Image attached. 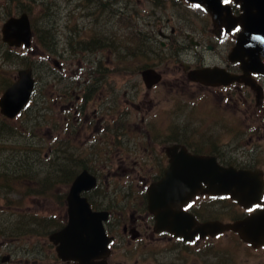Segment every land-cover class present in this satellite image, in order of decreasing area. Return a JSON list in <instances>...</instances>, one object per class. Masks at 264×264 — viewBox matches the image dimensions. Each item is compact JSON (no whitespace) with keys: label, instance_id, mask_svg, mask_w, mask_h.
<instances>
[{"label":"flooded vegetation","instance_id":"af4514ba","mask_svg":"<svg viewBox=\"0 0 264 264\" xmlns=\"http://www.w3.org/2000/svg\"><path fill=\"white\" fill-rule=\"evenodd\" d=\"M61 1L54 2L53 22L55 21L58 32L66 29L69 33L71 47L77 50L75 58L79 59L78 68L69 70L72 92L59 91L57 99L59 104H68V100L74 96L76 104L69 103L70 115L62 117V113L58 114L60 131L64 133L61 140L71 143V156L83 159L82 161L88 164L87 169L97 180L100 178V172H93L88 162L104 161L107 162L104 165L107 167L115 162V155L133 157L135 167L144 174L141 177V188L135 192L134 188L130 187L131 193H127L131 201L115 202L108 191L98 190V185L85 194L93 211L107 215L103 224L110 239L107 246L109 251L105 259H98L96 262L131 264L129 260L138 254V257L143 258L153 256L150 264H201L198 259L188 257L192 256V253L187 251L195 248L194 254L206 264H234L237 259V246L242 245L250 254L264 250V244L253 245L234 230L213 233L209 229H200V226L214 223L227 225L243 222L259 214L264 210V191L260 202L248 203L247 206L231 195L211 194L205 192L206 189L186 202L183 200L179 211L184 214L183 219L186 216L191 219L185 229L187 237L176 235L170 230L158 231V224L162 219L150 209L148 198L150 186L161 182L171 167L170 149H174L177 154L184 152L215 160L223 167L261 169V181L264 185V169L256 165L257 160H241L236 151L242 144L239 141L243 132L257 130L254 123L244 124L242 120L261 121L264 130V76L253 73L250 77L261 89L260 94L241 81L212 86L194 82L189 77L191 71L216 67L229 74L243 75L241 64L229 59L241 29H227L224 23L217 25L204 8L188 0H181L183 9L172 13L176 19L175 26H171V18L164 21L158 12H150L148 16L141 13L131 14L130 18L135 20L134 26H131L133 31L127 32L130 36L125 41L123 36V42L117 46L118 58L115 64L118 76L117 81H114L116 85H111L108 59L103 57L104 52L101 59H98V52L106 47L103 41L108 42L107 14L100 12L95 15L94 7L88 0H71L69 3L75 4L73 11L65 14L61 19L63 21L58 22L62 14L58 5ZM155 1L166 8V0ZM228 2L232 12L240 16V6L232 0ZM100 3L105 5L101 1ZM101 4L97 5L98 11L102 7ZM105 7L108 8V3ZM119 16L120 21L127 25L125 16ZM125 28L127 31L128 28ZM180 32H183V36L181 40L176 41L174 37L181 35ZM94 33H97V42H102V47L96 49L97 53H93V46H90ZM83 34L84 38H78ZM137 38L138 43L135 41ZM74 41L76 43H73ZM59 43L57 40V46ZM221 45L227 48L225 59L220 56ZM112 46L110 49H115L113 43ZM215 54L218 59L213 58ZM59 55L62 58L60 52ZM262 60L264 62V58ZM61 62L56 65L60 74L64 73ZM172 69L179 76L171 75ZM145 70L156 71L161 79L157 83L148 84L143 77ZM166 71H169V74ZM194 90L199 94L190 97ZM150 95L152 98L148 100ZM93 97L99 100L98 108L88 114L87 104ZM178 97L186 102L181 103L185 105L182 107L181 118L174 121L173 110L169 109L178 101ZM202 106L206 107L205 111L201 110ZM258 111L263 112L260 118L255 115ZM226 136L233 137L234 141L229 139L228 142L220 143V138ZM232 144L236 145L233 150ZM97 146L103 148H99L102 150L99 154L92 151ZM244 154L248 157L245 151ZM96 157L98 158L95 159ZM102 157L104 159H101ZM248 161L249 163L244 164ZM122 172L126 173V170ZM170 185L168 190L172 193L174 184ZM125 190L126 187L117 189L120 193ZM179 194L175 193V197L170 195L166 201L170 202L177 196L178 201H181L179 196L182 194ZM64 205L66 210L63 208L61 215H54L57 221L54 233L61 232L68 224L67 204ZM118 210L121 212L117 213ZM166 216L169 219L175 217L170 213ZM226 237H229L228 243H231V246L220 245ZM0 240V264H16L18 258L14 257L19 255L27 259L25 262L19 260V264H79L59 257L58 249L63 245L59 239L51 243L49 236L43 240L40 238L32 246L25 248L15 247V240L9 237ZM171 246L172 249H169ZM226 254L229 255L228 258ZM161 259H165L166 263H162Z\"/></svg>","mask_w":264,"mask_h":264},{"label":"water","instance_id":"95a60500","mask_svg":"<svg viewBox=\"0 0 264 264\" xmlns=\"http://www.w3.org/2000/svg\"><path fill=\"white\" fill-rule=\"evenodd\" d=\"M188 1L203 5L217 25L224 23L227 29L239 25L243 29L229 55L231 62L241 64L243 75L229 74L224 69L216 67L191 71L190 79L212 86L241 81L260 94L261 89L250 77L252 73L264 75V64L261 61L264 57V0H234L244 11L240 17H234L230 7L223 5L222 0ZM1 32L3 42L10 47L29 48L32 45L33 30L27 13L7 19L2 25ZM143 77L150 85L161 79L154 70H145ZM35 86L33 69L28 67L20 70L16 81L0 96L1 113L7 118H15L29 103ZM170 155L171 167L167 170L166 177L148 189L150 209L162 219L158 224V231L170 230L176 235L187 237L185 229L191 219L186 215L183 219L184 214L179 211V205L198 192H204L203 189L211 194L231 195L245 206L248 203L260 202L259 199L264 191L260 169L223 167L215 160L184 152L177 154L174 149H170ZM170 183L174 184L172 193L168 190L171 187ZM96 185V177L85 170L70 187L67 195L69 222L61 232L50 235L52 243L57 242L58 239L62 242L63 245L58 252L63 260H73L79 264H105L96 260L105 259L109 251L107 246L110 239L103 224L107 220V215L104 212L93 211L87 197L82 196V193L92 190ZM175 193L182 194L179 196L181 201H178L177 196L167 202L166 199H169L170 195L175 197ZM168 213L174 214L175 217L169 219L166 216ZM201 228L209 229L213 233L234 230L253 245L264 244V210L243 222L227 225L214 223L200 226Z\"/></svg>","mask_w":264,"mask_h":264},{"label":"rangeland","instance_id":"374dc122","mask_svg":"<svg viewBox=\"0 0 264 264\" xmlns=\"http://www.w3.org/2000/svg\"><path fill=\"white\" fill-rule=\"evenodd\" d=\"M36 1L38 2V4L36 5L35 12L40 13L41 14L40 16H43L44 13L49 12V11L47 12V10L45 9L47 6H50V4L54 5V2L57 3L60 0H51L52 2H50V0H36ZM100 1L102 3H108L110 10L113 11L112 19H110L108 15L107 16H108L109 23L111 22V24H114V25H112L111 28L107 27L106 29H107L108 35L109 33H112L115 36V39H114V36L110 35V38L113 41L115 40L113 43L115 49L111 50L109 42H105L106 47L101 52H98L99 53L98 59H101L102 53L104 52L103 57L108 59L110 84L116 85L114 81H117V76H118V71L116 69V64H115L118 58V55H117L118 53H116L118 52L117 46L120 43L119 37L121 39V42H123L124 34L127 32L131 33L133 31V28L131 26H134L135 20L130 18L131 14L141 13L143 16H148L150 12H158V15L162 16V19L164 21L168 18H171L172 19L171 26H175L176 19L172 13H177V11L182 10L183 8H182L181 0H166L165 1L166 8H163L155 0H100ZM69 2H71V0H62L58 4L62 9L61 18H59L58 22L63 21L61 19L65 14L73 11L75 4H70ZM19 3H21L24 6L25 4L28 5L30 1L29 0H13V1L12 0H0V95L3 93V82L8 79L13 80L15 76L17 75V72L20 70V68H22V66H26V65H22L18 59H16L14 63L6 62L5 55H4L5 48L3 46L4 44L2 43V36H1V27L4 21L6 20V18H4L6 14L11 13V16H16L22 13L21 7H19ZM8 5L10 9L7 8ZM93 11L96 12L95 15H98L100 13V12H97L98 11L97 9H94ZM51 12H53L54 14V6L52 7ZM119 14L122 17L125 16L127 25L123 24L120 21L121 17L119 16ZM95 15L93 16V18L96 17ZM148 21L149 20H145L144 22H148ZM51 23L53 25H56L55 21L53 22V19ZM46 24H47L46 21L44 22L42 21L39 24V27L45 29ZM125 27L128 28L127 31ZM53 30H54V27H53ZM55 30L57 33V40H59L60 43L58 44V46L56 45L55 52L53 53V55H51V58L58 59L57 57H59V59L65 62L63 63L58 59L63 65L64 73L60 74L57 71L58 69H56L53 66L52 62L46 59L48 58V55H47L48 53H45L42 48L38 47L35 41H33V45L31 48L16 50L22 59L28 58L29 66H32L34 68L35 73H37V67H38L39 68L38 72L40 75H42L40 78H38L36 74L38 83H37L36 91L34 95L32 96V100L30 104L37 102L39 107L42 105L43 107L42 115L46 113L52 115L54 118V122H55V119L58 118L59 113L63 114L62 117L70 115L68 111V106H69V103L74 102V99H73L74 96L73 98L71 97L70 100H68V104L67 103L59 104L57 99L59 96V91H62L64 93H67L68 90L71 91L72 83H71V78H69V74H70V71H72L74 68H78V61H79L78 58H75V53L77 50H74L71 47L72 43H71L70 37H68L69 33L66 31V29H62L61 32L60 31L58 32L57 27H56ZM142 30L146 31L147 29H142ZM93 32H97V31H93ZM180 33L181 35H177L176 37H174L176 41L181 40L183 36V32H180ZM89 34H88V38L91 39ZM84 37H85L84 34L78 36V38H84ZM73 43H76V42L74 41ZM59 52L61 53L62 58L60 57ZM219 52H220V56L223 59H225L226 57H224L225 56L224 54L227 52V48L221 45ZM209 57L212 58L211 55H209ZM217 57L218 56L216 55L213 58L218 59ZM85 65L86 64L84 63V67L85 69H87L88 67L87 65L86 66ZM178 66L180 67V64ZM166 72H168L167 74H169V71H166ZM171 75L179 76V74L175 72L174 69H172ZM164 78L166 77L164 76ZM172 79H174V77ZM197 94L199 93L196 90H194L190 97H195ZM69 96H72V95H69ZM151 98L152 96L150 95L148 97V100ZM182 102H186V101L181 100V98L178 97V101H176L173 107L169 109V110H173L174 121L177 119L179 120L181 118L182 111H183L182 107L185 106L181 104ZM80 103H82V99H80ZM98 103H99V100L96 97H93V99L87 104L88 106L87 113L92 114L93 112H95L96 111L95 108H98ZM73 104H75V102ZM205 108H206L205 106H202L201 110L205 111ZM49 110H52V111H49ZM255 115L258 116V118H260L262 117L263 112L258 111V113ZM251 116L255 118L254 115H251ZM247 119L250 120V118H247ZM43 121L44 120L41 119L42 123H44ZM64 121H66V118H64ZM242 122L244 124L254 123L257 130L255 131L245 130L239 141V142H242V144L240 145L239 148H236V151L238 152L241 160H246L247 158L256 159L257 160L256 165H259V167H262L264 169V130L262 128L263 126L262 122L254 121V119L248 122H244L242 120ZM60 123H62V121ZM49 128H50L49 126L45 125L44 128L42 129L43 131H45L43 133L47 135V133L51 131ZM60 132L61 131L59 129H57L56 132L55 131L49 132V133H52L49 138L51 139L50 142L51 141L54 143L59 142L58 140L59 139L61 140V138L64 137V133L63 132L60 133ZM89 139H91L90 134H89ZM229 139L231 140V142L234 141L233 137L226 136V137L220 138V143L228 142ZM64 143H66L65 140H64ZM234 147H236V145L232 144V150L234 149ZM99 148L103 149L105 148V145L103 146V148L100 146L99 147L97 146L96 148L92 149V151H94L95 154L96 153L99 154V152H102V150H99ZM244 151L247 153L248 157L244 154ZM97 158L98 157H96L95 159ZM114 158H115V162L107 165V167L104 166L107 163L104 161L93 160L91 162H88L89 166L93 169L92 170L93 172H97V171L100 172V178L98 180V190L102 192L108 191L110 193L111 199L114 200L115 202L124 203L126 201H131V198L127 197L128 196L127 193L128 194L131 193L130 187H133L135 192L137 189L141 188L142 186L141 177L144 176V174L140 173L139 169L135 167L133 157L129 158L126 156L122 157L119 155H115ZM101 159H104V157H102ZM247 163H249V161L245 162L244 164H247ZM123 170H126V173H123L122 172ZM122 187L124 188L126 187V190L124 193H120V191H117V189H120ZM68 190L69 189L66 187L65 189H63V192L68 193ZM133 198L134 197H132V199ZM5 207L6 205L4 204V202L0 200V219H2V222H5V221L11 222L12 218L18 215L19 213L21 215H26L25 213L33 212L43 217H49L50 214L51 216L61 215V213H63L66 210L65 205H64V211H61V208L55 205L50 199H43L41 197H38V198L33 197L30 199H26L22 203L21 207H17V206L6 207V208ZM5 210L10 214L6 213ZM116 212L117 213L121 212V210H118ZM14 240H15L14 241L15 247L20 246L22 248H25L26 246H32V244H34V242L37 241L38 239H34L32 236H24L21 238L16 237L14 238ZM41 240H43V237L41 238ZM228 241H229V237H226L224 242L220 243V245H225L227 247L231 246V243H228ZM169 249H172V246ZM175 250H178V249H175ZM194 251H195V248H192L190 249V251H187V252L192 253V256H188V257L196 258L201 262V264H206L199 256L194 254ZM236 254H237L236 255L237 259H235L234 264H264V250L262 249L250 254L241 245V246H237ZM226 256L227 258L229 257V255L227 254ZM15 258H18L16 259L17 260L16 264H19V260L23 262L27 260L21 255L14 257V259ZM153 259H154L153 256H146L143 258L142 256L138 257V254H135L132 256L129 262L131 264H150V262H152ZM161 261L162 263H166L165 259H161ZM228 264H231V262H229Z\"/></svg>","mask_w":264,"mask_h":264},{"label":"trees","instance_id":"16d2710c","mask_svg":"<svg viewBox=\"0 0 264 264\" xmlns=\"http://www.w3.org/2000/svg\"><path fill=\"white\" fill-rule=\"evenodd\" d=\"M29 1L30 3L24 6L19 3V7L32 19L34 41L45 53H48L47 55H53L57 45L56 27L51 23L53 19L51 9L54 5L47 6L45 9L49 12L40 16V13L35 12L38 2L36 0ZM88 1L92 3L94 9H97V5L101 4L99 0ZM50 2L52 1L50 0ZM101 6L98 12L107 14L112 19L113 11L110 10V7L106 8V3ZM7 8L10 9L9 5ZM8 17H11V13L6 14L4 18ZM42 21L47 23L45 29L39 27ZM112 25L114 24L108 23V28H111ZM110 35L114 36V34L109 33L108 35L111 48L115 40L113 41ZM128 36L130 34H124V41ZM133 36L134 34H132V38ZM92 39L94 42L92 41L90 44L93 46L91 51L97 53L96 49L102 47V42H97L96 33ZM132 41L134 40L132 39ZM135 41L138 43V38ZM104 42L106 41L104 40ZM119 42L122 43L120 37ZM3 46L6 62L14 63L18 59L22 65H26L20 69L29 66L28 58L22 59L14 48ZM13 81L14 79L4 81L3 91ZM42 109V105L39 107L38 103L34 102L16 119H8L0 113V200L6 207H21L26 199L41 197L50 199L63 209L67 195L63 189L70 186L80 171L89 168L88 164L82 161L83 159L71 156V143L68 140H65L66 143L64 140H59L56 143L50 142L49 138L52 133L49 132L60 130L59 120L56 118L54 122L53 116L48 113L42 115ZM41 119L44 120V123L41 122ZM45 125L49 126L51 130H48L47 135L42 130ZM6 213L8 212L6 211ZM25 214L19 213L12 218L11 222H2L0 219V238L14 239L32 236L39 240L42 237L47 238L54 231L57 221L53 215L43 217L33 212Z\"/></svg>","mask_w":264,"mask_h":264}]
</instances>
